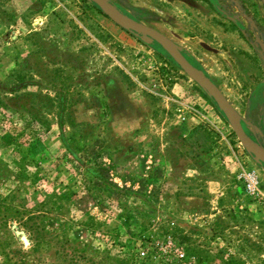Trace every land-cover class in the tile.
<instances>
[{"label":"rangeland","instance_id":"1","mask_svg":"<svg viewBox=\"0 0 264 264\" xmlns=\"http://www.w3.org/2000/svg\"><path fill=\"white\" fill-rule=\"evenodd\" d=\"M87 1L0 0V264H264V165L158 45ZM109 1L178 44L264 149L260 0Z\"/></svg>","mask_w":264,"mask_h":264},{"label":"water","instance_id":"2","mask_svg":"<svg viewBox=\"0 0 264 264\" xmlns=\"http://www.w3.org/2000/svg\"><path fill=\"white\" fill-rule=\"evenodd\" d=\"M88 1L120 29L135 36L146 45L152 43L158 45L175 62L182 72L212 101L216 109L229 124L239 144L252 158L253 162L264 165V149L260 147L256 141L252 140L242 129L241 124L248 126L249 123L234 110L208 76L183 56L180 46L157 30L128 17L117 9L109 0ZM260 1L264 6V0ZM253 130L256 134L261 136L257 128L253 127ZM15 235H21V233L15 232ZM21 240L25 243L23 237H21Z\"/></svg>","mask_w":264,"mask_h":264},{"label":"built area","instance_id":"3","mask_svg":"<svg viewBox=\"0 0 264 264\" xmlns=\"http://www.w3.org/2000/svg\"><path fill=\"white\" fill-rule=\"evenodd\" d=\"M173 105L179 122H187L189 119L204 118L192 107H188L177 101H173ZM237 178L243 182L246 193L256 197L260 195L258 190V180L253 172L241 171Z\"/></svg>","mask_w":264,"mask_h":264},{"label":"flooded vegetation","instance_id":"4","mask_svg":"<svg viewBox=\"0 0 264 264\" xmlns=\"http://www.w3.org/2000/svg\"><path fill=\"white\" fill-rule=\"evenodd\" d=\"M261 2V1H260ZM120 10V9H119ZM121 11V10H120ZM121 12H123V11H121ZM240 31H241V29H240ZM183 54V53H182ZM184 56V55H183ZM188 60V59H187ZM189 61V60H188ZM190 62V61H189ZM192 63V62H191ZM193 65H195V66H197L195 63H192ZM198 67V66H197ZM263 79H264V77H263ZM243 118V117H242ZM246 122H250L249 120H247V119H245V118H243ZM241 126H242V129H243V131L252 139V140H254V141H256L255 140V137H254V135H257L259 138H261L262 139V137H263V134H262V132L256 127V126H252V130H253V127H255V128H257L258 130H259V132H260V134H261V136H259L258 134H256L255 132H254V130H253V133H254V135H252L251 133H249V131H248V126H246V125H244V124H241ZM257 142V141H256ZM257 144H258V142H257Z\"/></svg>","mask_w":264,"mask_h":264},{"label":"crops","instance_id":"5","mask_svg":"<svg viewBox=\"0 0 264 264\" xmlns=\"http://www.w3.org/2000/svg\"><path fill=\"white\" fill-rule=\"evenodd\" d=\"M215 1L216 0H209V1H207V2H204V4L205 5H207V6H209L211 9H212V11H213V14H211V16H215L216 14V10H217V5H216V3H215ZM220 6H223V4H221L220 3ZM162 34V33H161ZM164 35V34H163ZM165 36V35H164ZM175 43V42H174ZM178 45V44H177ZM179 46V45H178ZM182 49V48H181ZM188 50V49H187ZM183 51V50H182ZM207 75V74H206ZM207 76H209V75H207ZM208 78H210V77H208ZM214 84V83H213ZM215 85V84H214ZM175 86H177V85H173L172 86V88H171V90L173 91V90H176L175 89ZM188 121H190V119L188 120ZM192 121L194 122V120L192 119Z\"/></svg>","mask_w":264,"mask_h":264},{"label":"trees","instance_id":"6","mask_svg":"<svg viewBox=\"0 0 264 264\" xmlns=\"http://www.w3.org/2000/svg\"><path fill=\"white\" fill-rule=\"evenodd\" d=\"M86 1V0H85ZM88 2V1H87ZM94 8H95V10L99 13V14H101V12L94 6V5H92ZM102 15V14H101ZM104 16V15H103Z\"/></svg>","mask_w":264,"mask_h":264}]
</instances>
